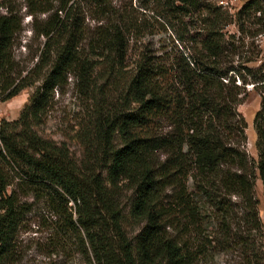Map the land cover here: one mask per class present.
<instances>
[{"label": "trees", "instance_id": "1", "mask_svg": "<svg viewBox=\"0 0 264 264\" xmlns=\"http://www.w3.org/2000/svg\"><path fill=\"white\" fill-rule=\"evenodd\" d=\"M13 1L0 0V95L36 89L18 119H0V264L18 258L24 197L57 216L59 239L78 238L86 264H198L233 250L243 252L242 264H264V60L255 64L264 0L236 12L218 0H143L145 9L162 4L177 44L143 53L132 68L128 33L142 26L109 15L112 0H88L103 21L88 48L71 0H23L32 17L49 15L35 29L46 39L40 61L26 74L13 51L22 30ZM70 76L90 102L77 131L80 157L35 129ZM250 85L261 97L257 160L238 111ZM127 217L141 225L134 238Z\"/></svg>", "mask_w": 264, "mask_h": 264}, {"label": "rangeland", "instance_id": "2", "mask_svg": "<svg viewBox=\"0 0 264 264\" xmlns=\"http://www.w3.org/2000/svg\"><path fill=\"white\" fill-rule=\"evenodd\" d=\"M245 1L218 0L217 2L231 12H236ZM141 2L143 3V0H112L110 6L109 15H129L130 19L142 26L140 34H137L135 30L128 33L131 38L127 61L129 68L133 67L143 53L166 54L172 52L177 44L175 34L164 24L165 19L162 15H166V13L162 4L155 1L145 9L140 7ZM73 3L78 6V11H80L79 18L83 21L88 35L84 43L88 48L91 37L95 36L97 26L103 22L99 21V7L88 0H71V4ZM10 6L18 9L19 17L22 18V30L16 36L13 51L19 68L23 69L26 74L40 61L39 58L46 39L44 36H39L35 29L44 26L49 15L39 13L32 17L27 13L23 0L13 1ZM5 10L2 8V11ZM117 21L119 22V17H117ZM105 23H107L106 20H104ZM228 29L232 32L236 31V27L233 25ZM257 43L262 49V55L255 64L264 60V35L258 37ZM35 89L36 85L27 87L8 100H2L0 95V119L8 121L18 119ZM247 90L249 93L238 105V111L244 116L248 125L246 149L250 156L257 160V133L254 117L260 108L261 97L258 92L252 89L251 85ZM89 105L90 102L78 90L75 78L70 76L67 84L56 89L42 122L35 129L44 138L53 139L58 143H66L71 151L80 157L83 155V148L77 139V131L83 118L87 117ZM257 197L264 224V192L260 180L257 182ZM23 201H27L29 205L17 238L18 258L16 262L8 264H86L78 247V238L69 236L59 239L60 236L55 234V229L60 222L57 216L52 214L43 202L34 198L24 197ZM140 227L141 225L127 217L125 228L131 237H135ZM243 257L241 250L227 253L216 252L205 256L198 264H242Z\"/></svg>", "mask_w": 264, "mask_h": 264}]
</instances>
